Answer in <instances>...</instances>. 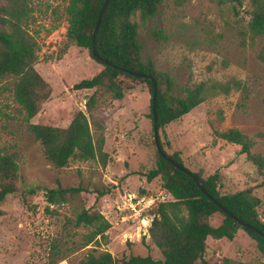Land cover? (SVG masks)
Instances as JSON below:
<instances>
[{
    "label": "rangeland",
    "instance_id": "rangeland-1",
    "mask_svg": "<svg viewBox=\"0 0 264 264\" xmlns=\"http://www.w3.org/2000/svg\"><path fill=\"white\" fill-rule=\"evenodd\" d=\"M67 2L29 0L32 12L27 26L39 45L34 66L52 85L50 98L31 118L33 122L69 125L95 91L74 84L103 66L89 47L67 37ZM249 18L245 6L235 9L231 2L218 0H161L157 13L146 21L139 13L133 16L139 23L143 56L174 77V93L203 80L230 84L228 92H218L158 127L165 149L179 151L184 163L204 176L219 170L225 192L252 187L264 218V171L241 152L240 144L215 133L238 127L254 139L253 151L264 155V35L252 36ZM12 86L11 77L0 82V150L19 152L21 189L9 194L2 205L0 264H40L47 259L51 241L62 233L66 217L73 212L66 203L49 205L50 210L45 207V188L56 186L57 178L67 186L87 187L82 192L86 206L100 208L111 221L109 240L100 249L107 248L116 257L130 253L161 257L148 228L156 203L171 195L160 176L149 180L145 174L155 166L157 156L148 83L127 89L122 98L103 95L97 116L104 125L106 165L72 159L62 167L52 163L29 132V121ZM29 182L40 188L28 191L24 185ZM207 242L210 264H264V255L244 228L232 239L209 236ZM55 264H68V260Z\"/></svg>",
    "mask_w": 264,
    "mask_h": 264
},
{
    "label": "trees",
    "instance_id": "trees-1",
    "mask_svg": "<svg viewBox=\"0 0 264 264\" xmlns=\"http://www.w3.org/2000/svg\"><path fill=\"white\" fill-rule=\"evenodd\" d=\"M218 1L231 2L235 9L245 6L250 16L248 24L252 36L264 35V0ZM160 2L108 0L94 36L103 0H68L65 6L69 22L67 37L73 43L89 47L92 56L103 66L93 76L74 84V88H95L86 97V109H79L69 125L57 126L30 121L50 98L52 85L34 66L39 56V45L27 26L32 12L29 0H0V82L7 77L12 78L14 96L29 121L28 130L56 166L69 165L72 159L107 164L109 153L105 150L104 125L97 116L106 93L122 98L127 89L141 82H147L153 93L154 76L158 87L156 124L164 127L210 96L229 91L228 82L203 80L176 94L173 92L174 77L157 69L150 57L143 56V46L138 37L139 23L133 16L139 13L146 21L157 13ZM154 34H159V31L154 30ZM93 41L102 59L93 55ZM261 57H264V46ZM126 79L131 83H124ZM151 116L154 125L152 99ZM215 133L240 144L241 152L264 171V155L253 151L254 139L240 128L232 126ZM158 140L161 150L156 145V164L145 174L149 180L160 176L163 187L171 195V198L156 203L148 228L162 256L156 258L151 253H130L116 257L109 249H100L99 246L109 240L111 221L100 208L86 206L82 192L87 187L82 184L67 186L57 178L56 186L45 188V207L50 210L49 205L66 203L73 212L72 216L66 217L62 233L53 238L48 257L40 264H55L61 259L68 260V264H210L206 258L208 237L232 239L240 228L255 239L264 255V235L261 233L264 232V218L258 209L260 198L253 188L223 191L219 170L204 176L200 170L188 167L179 151L169 153L159 137ZM169 158L182 163L187 170L177 167ZM195 176L200 178L206 192L201 190ZM20 179L19 152L0 150V218L6 197L21 189ZM24 187L35 191L40 185L29 182ZM102 193L105 191H99ZM241 220L247 224H242ZM81 228L86 230L81 231ZM85 249L81 257L72 258Z\"/></svg>",
    "mask_w": 264,
    "mask_h": 264
},
{
    "label": "water",
    "instance_id": "water-1",
    "mask_svg": "<svg viewBox=\"0 0 264 264\" xmlns=\"http://www.w3.org/2000/svg\"><path fill=\"white\" fill-rule=\"evenodd\" d=\"M108 0H103V3L101 4V9H100V12H99V15H98V19H97V22H96V26L94 28V32H93V35L95 36L96 34V31L100 25V22H101V19H102V16H103V13H104V10H105V6H106V3H107ZM92 52H93V55L99 59H102V57L98 54L97 50H96V44L95 42L93 41L92 43ZM152 80H153V84H154V89H153V93H152V104H153V111H154V121H155V124H154V127H153V136H154V140L156 142V145L157 147L161 150V147H160V143H159V140H158V136H157V127L158 125L156 124V100H157V90H158V87H157V81H156V78L154 76H152ZM170 161L176 165L177 167L183 169V170H187V168L180 162H177L175 159L173 158H169ZM195 179L198 183V185L200 186L201 190L203 192H206L200 178L198 176H195ZM226 210V208H225ZM241 223L242 224H247L245 221L241 220ZM263 235H264V232H261Z\"/></svg>",
    "mask_w": 264,
    "mask_h": 264
}]
</instances>
